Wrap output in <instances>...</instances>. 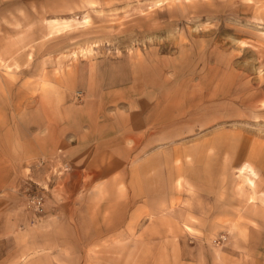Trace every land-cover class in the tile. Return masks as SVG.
<instances>
[{
  "label": "rangeland",
  "instance_id": "374dc122",
  "mask_svg": "<svg viewBox=\"0 0 264 264\" xmlns=\"http://www.w3.org/2000/svg\"><path fill=\"white\" fill-rule=\"evenodd\" d=\"M92 68L159 131L129 164L174 158L152 210L112 230L109 197L40 218L70 201L40 127L66 125ZM0 264H264V0H0Z\"/></svg>",
  "mask_w": 264,
  "mask_h": 264
},
{
  "label": "crops",
  "instance_id": "0c3cea01",
  "mask_svg": "<svg viewBox=\"0 0 264 264\" xmlns=\"http://www.w3.org/2000/svg\"><path fill=\"white\" fill-rule=\"evenodd\" d=\"M87 76L88 79L93 78V82L87 84V100L81 106H71L66 125L56 128L43 125L39 130L40 146L44 145V150H47L46 143L49 142L52 145L49 153L58 157L53 169L56 175L52 177V191L64 192L70 200L54 210L45 209L40 218L45 221L55 219L58 214H80L76 208L78 193L81 196L86 194L83 198L88 200L109 197V201L106 199L105 214L115 219L106 223V229L112 230L127 224L128 207L134 201L146 199L147 207L152 210L154 200L159 198V190L165 187L168 191V184L165 186L162 182L173 177L168 167L174 166V158L171 160L168 153L158 151L137 159L131 166L130 160L134 156L139 158L136 152L143 150L148 142L145 136L152 133V139L155 136L157 141L159 131L153 129L145 135L147 127L141 118L143 104L136 98L125 95V101H115L126 91L105 92L104 85H95L97 76L94 69ZM125 76L122 72L119 81ZM46 130L51 134L43 135ZM160 166H164L165 170L158 169ZM62 167L68 169L63 170ZM48 178L44 176L40 185L48 187ZM85 207L88 209L90 204L85 203Z\"/></svg>",
  "mask_w": 264,
  "mask_h": 264
},
{
  "label": "built area",
  "instance_id": "2783aa9c",
  "mask_svg": "<svg viewBox=\"0 0 264 264\" xmlns=\"http://www.w3.org/2000/svg\"><path fill=\"white\" fill-rule=\"evenodd\" d=\"M27 203L33 210L41 211L44 203L43 196L39 194L30 195Z\"/></svg>",
  "mask_w": 264,
  "mask_h": 264
},
{
  "label": "bare ground",
  "instance_id": "6f19581e",
  "mask_svg": "<svg viewBox=\"0 0 264 264\" xmlns=\"http://www.w3.org/2000/svg\"><path fill=\"white\" fill-rule=\"evenodd\" d=\"M248 168H249L250 170H252V167H251L250 165L243 166V167H241L242 170H240L241 173H242V175L245 176V178H246L245 171H248ZM243 170H244V171H243ZM248 173H249V172H248ZM246 180H247V179H246ZM248 181H249V180H248ZM250 184H252V183H250Z\"/></svg>",
  "mask_w": 264,
  "mask_h": 264
}]
</instances>
